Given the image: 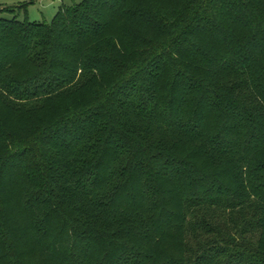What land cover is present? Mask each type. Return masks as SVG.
<instances>
[{"label":"trees","instance_id":"1","mask_svg":"<svg viewBox=\"0 0 264 264\" xmlns=\"http://www.w3.org/2000/svg\"><path fill=\"white\" fill-rule=\"evenodd\" d=\"M0 10V264H264V0Z\"/></svg>","mask_w":264,"mask_h":264},{"label":"rangeland","instance_id":"2","mask_svg":"<svg viewBox=\"0 0 264 264\" xmlns=\"http://www.w3.org/2000/svg\"><path fill=\"white\" fill-rule=\"evenodd\" d=\"M80 0H0V10L6 11L3 17L12 18L16 16L18 20H29L32 23L50 24L55 15L63 7L74 5Z\"/></svg>","mask_w":264,"mask_h":264}]
</instances>
